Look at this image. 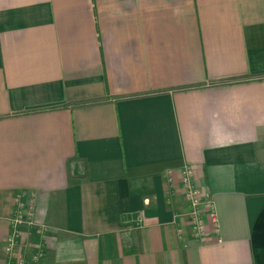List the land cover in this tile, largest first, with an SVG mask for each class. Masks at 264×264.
Wrapping results in <instances>:
<instances>
[{"label":"crops","instance_id":"crops-1","mask_svg":"<svg viewBox=\"0 0 264 264\" xmlns=\"http://www.w3.org/2000/svg\"><path fill=\"white\" fill-rule=\"evenodd\" d=\"M19 196L27 264H264V0H0V264Z\"/></svg>","mask_w":264,"mask_h":264},{"label":"built area","instance_id":"built-area-1","mask_svg":"<svg viewBox=\"0 0 264 264\" xmlns=\"http://www.w3.org/2000/svg\"><path fill=\"white\" fill-rule=\"evenodd\" d=\"M182 180L185 188V197L188 203L185 216L189 219V224L193 233L200 236L204 232V222L201 216V192L193 183L192 174L188 167L182 170ZM209 215L211 219L215 221L212 211H210ZM9 224L10 233L4 245V251L6 253L5 264H27L29 259H27L23 253L19 254L17 252L24 229L33 237L28 243V246L33 249L30 260L32 262H37L44 249V238L47 232V226L34 221L32 207L28 205L27 200L25 201L23 196H19L15 200Z\"/></svg>","mask_w":264,"mask_h":264}]
</instances>
